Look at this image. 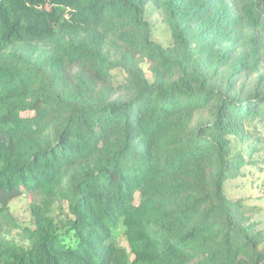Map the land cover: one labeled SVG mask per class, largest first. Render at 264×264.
I'll list each match as a JSON object with an SVG mask.
<instances>
[{"label":"trees","instance_id":"trees-1","mask_svg":"<svg viewBox=\"0 0 264 264\" xmlns=\"http://www.w3.org/2000/svg\"><path fill=\"white\" fill-rule=\"evenodd\" d=\"M249 169L264 0H0V264H264Z\"/></svg>","mask_w":264,"mask_h":264},{"label":"rangeland","instance_id":"rangeland-1","mask_svg":"<svg viewBox=\"0 0 264 264\" xmlns=\"http://www.w3.org/2000/svg\"><path fill=\"white\" fill-rule=\"evenodd\" d=\"M146 18L153 26V39L162 44H168L171 39V30L163 21L152 2L148 3L145 11ZM241 179L229 184L228 196L232 200L245 199L251 205L259 208L260 215L257 220L264 224V173L259 169H249ZM28 197L12 202L11 206L16 217L22 221L30 219V204Z\"/></svg>","mask_w":264,"mask_h":264}]
</instances>
